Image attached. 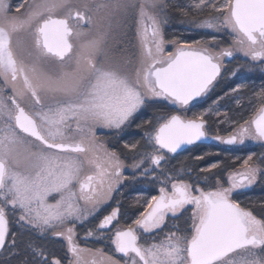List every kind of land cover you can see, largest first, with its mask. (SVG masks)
Instances as JSON below:
<instances>
[{
    "label": "snow or ice",
    "instance_id": "6c2138e0",
    "mask_svg": "<svg viewBox=\"0 0 264 264\" xmlns=\"http://www.w3.org/2000/svg\"><path fill=\"white\" fill-rule=\"evenodd\" d=\"M33 2L27 17L8 21L11 28L31 25L44 11L54 12L71 0ZM112 4L119 14L118 51L104 64L89 63L87 82L76 81L68 89L75 100L49 109L50 138L34 131L35 122L24 114L18 126L39 143L13 139L10 147L0 142V256L7 254L6 264L13 259L15 264H264V219L236 198L264 184V152L221 159L218 149L190 157L191 166L173 163L208 141L229 146L223 151L247 141L264 146V0ZM5 6L6 0H0V11ZM173 9L185 16L190 10L206 14L187 21V35L169 39L164 27ZM77 17L91 23L69 8L63 18H49L37 27L38 58H64L62 34ZM133 25L139 38L135 60L127 39ZM192 32L201 34L191 38ZM5 36L0 28V38ZM237 55L247 63L229 67ZM16 71L0 61V79L14 90ZM257 71L259 84L244 82L242 74ZM222 81L226 87L218 93ZM246 104L252 108L247 119ZM5 106L0 95V109ZM133 128L140 135L125 139ZM105 132L110 141L98 134ZM21 158L30 163L23 165ZM86 165L91 174H82ZM143 181L157 194L133 197L126 210L115 194ZM136 206L143 210L121 226V217L130 218L127 213ZM189 208L186 228L170 224ZM260 213L264 216V206ZM86 225L81 237L78 227ZM142 234H156L154 242L142 243ZM56 238L66 242L62 255L53 251ZM93 238L106 240L123 260L80 246Z\"/></svg>",
    "mask_w": 264,
    "mask_h": 264
},
{
    "label": "flooded vegetation",
    "instance_id": "af4514ba",
    "mask_svg": "<svg viewBox=\"0 0 264 264\" xmlns=\"http://www.w3.org/2000/svg\"><path fill=\"white\" fill-rule=\"evenodd\" d=\"M109 0H98L97 2H93V6H90L92 2L89 0H81L80 2L73 3V0H71L70 4L65 5L63 8H58L54 12H48L44 11L42 15H40L37 19H35L31 25H24L19 27L18 29H13L9 26L8 21L12 19H16L17 21L25 18L28 16L30 12H32L35 8L33 0H6V6H5V15L1 11V16L4 15L5 19L4 22H0V28L4 30L7 36V42L5 44V52H8L10 57L12 58L11 63H5V64H12L16 67L17 71L15 73V94L14 96L10 92L9 89V83L3 82L1 83L0 79V87L2 85V90L5 95V100L7 103L11 101L12 108H15L16 112L19 108L23 109L25 113H27L30 117H32L35 121L37 130L45 137L50 138L49 134L45 131L46 129L42 127V122L39 120L37 115L33 111V107L30 103H27L24 100V95H26L25 99H28L30 102L34 100L35 103L41 104V103H47L51 102L52 100H55V97L58 96L57 92H55V89L53 88L54 83L58 82V85L61 86V84H66L68 88L75 83L76 81L81 82H87V80L90 77L91 69L89 68V63L91 61H95L97 64H104L107 61V57L114 55L118 48L116 47L118 38L111 39L110 36H101V35H92L90 36V32L93 31L95 25H92L91 23L85 22L81 18L77 17L76 19L69 20V26H70V34H69V44H70V50L69 52L65 53L63 59H59L55 56H47V57H39L37 56L36 48H35V40L34 36L30 37L28 40V37H25L24 40H28L29 44L32 47V51L28 49V52L25 51V54L27 56L34 57L35 60H33L34 65L36 66V70L34 73H29L26 70L19 71L18 69V61L15 55L18 54V50L13 46L12 43V34L15 30H21L22 27H31L34 26L36 29L37 27L45 20L49 18H63L65 13L68 11V9H73L75 12H79L83 14V17L89 18L90 17V10L95 7H99L98 9H104V6L106 2ZM77 4V5H76ZM19 6V7H18ZM18 9V10H17ZM3 16V17H4ZM138 19V16H137ZM134 31L128 35L127 39L130 42L128 47V54L129 56L135 60L139 53V38L138 33L136 30V27L134 25ZM165 30V29H164ZM171 30L166 29V34L169 37V32ZM78 32H80L78 34ZM175 32V31H174ZM89 38H92L89 40ZM196 38V37H194ZM132 45H135V47H132ZM95 48H99V51L92 55V52ZM172 49L169 48L168 51H171ZM107 54V55H106ZM87 56L88 59L85 60L84 57ZM241 55L235 56L234 59H232L229 62V67H234L235 62L240 60ZM21 64V63H20ZM257 71L252 76H242L244 79V82H251L254 81L256 84L260 83V77L261 74ZM73 79L71 82L70 78ZM66 78L68 79V82L65 81ZM12 77L9 75L8 80L11 81ZM239 82V81H237ZM226 83L224 82L222 89H225ZM220 86L221 83H220ZM60 88V87H59ZM21 94H17V93ZM5 101V102H6ZM32 103V102H31ZM16 114V113H15ZM15 114H14V125L17 129V135L23 137L26 140L32 141L34 144H38L39 142L34 140L32 136H29L25 132H23L21 129H19L15 123ZM250 115H252V108L249 105H245V112H244V118L247 119ZM102 136L103 140H111V134L110 133H98ZM213 143V142H209ZM217 148H227L229 146L225 145H216L213 143ZM108 147H111V145H108ZM253 152H264V146H261L259 143L254 142H248L245 146H235V148L231 151L233 152H243L244 156L246 157L248 154ZM242 163V159L238 161L234 167H239V165ZM92 170H89L85 174H91ZM84 174V173H83ZM155 186L150 185L146 181L140 182L139 186L138 184L133 185L131 187H126L121 190V193H117L116 198L121 200L124 208L126 210L129 209V206L133 204V197L135 196H141V197H150L151 195L157 194L152 189ZM239 200L244 201L245 203L242 206L248 207L249 210H252L254 215H257V218L264 219V216L260 213V207L264 206V184L257 183L250 191H247L244 193L243 196L236 197ZM141 204H143V201H141ZM143 208L140 206H136L132 208L130 211H128L127 215L130 218L121 217L120 225L126 226L127 223H131L132 219H135V217L139 214V211H142ZM190 212V208L188 212L184 213V216L180 218L178 221H170V224L177 225L180 229H184L187 227V224L184 223V220L188 216ZM87 227H90V225H86L84 227H78V233L82 237L84 234V231ZM172 231H176V227L171 228ZM165 232L169 231V229H165ZM107 235V230L104 233ZM183 234V232L179 233ZM156 234H142L141 242L147 241L148 243L154 242ZM160 238H163V235L160 234ZM52 246H54L53 251L56 252L57 255H62L65 248H66V242L62 238H56L54 241L51 242ZM81 247L91 248L93 250L95 249H102L104 253H106L109 256H113L117 260H123V257L121 254L114 253L113 247L104 239H90L88 241H80ZM91 259V258H89Z\"/></svg>",
    "mask_w": 264,
    "mask_h": 264
},
{
    "label": "rangeland",
    "instance_id": "374dc122",
    "mask_svg": "<svg viewBox=\"0 0 264 264\" xmlns=\"http://www.w3.org/2000/svg\"><path fill=\"white\" fill-rule=\"evenodd\" d=\"M80 1L81 0H73V3H77ZM89 1L92 2V4H90V6H93V2H97L98 0H89ZM98 8L99 7H97V8L93 7L90 10V13H91L90 18L93 21L92 25H95L93 31L90 32V36L101 35V36H110L111 39H114V38L120 39L119 30L116 28V19H117V16L119 14L113 12L112 0H109L106 2L104 9L103 8L98 9ZM2 12L5 15V8H4V10H2ZM4 15L1 16V11H0V22H4V19H5ZM176 22L178 24L181 23L180 21H176ZM110 23H111V27H109ZM167 24H169V20H168ZM184 26H187V24ZM185 28L186 27L179 30V32L185 33ZM133 29H134V25L129 29L128 35L134 31ZM35 32H36V28L34 26H31V27H22L21 30H18V31L15 30L12 34L13 46H15V48L19 51L18 54L15 55L17 58V61H18V69H19V71L27 69L26 71H28L30 74L34 73L36 70V66L33 63V60H35V59H34V57L27 56V54H25V51L28 52V49L32 51V47L30 48L31 45L29 44L28 40L30 37L35 35ZM79 33L80 32H78V34ZM174 33L175 32L170 31L169 35L172 36ZM25 37H28L27 41L24 40ZM90 39H92V38H89V40ZM170 39H171V37H170ZM246 63H247L246 58H244L241 55L240 60L236 61L235 65L246 64ZM258 73L260 74V72H258ZM242 76H248V75H247V73H244V74H242ZM1 80H2L1 83L3 82L2 85H4L3 79H1ZM70 80H71V82L73 81V79H71V78H70ZM65 81L68 82V79L66 78ZM224 82H226V81H224ZM66 84H68V83H66ZM66 84H61V86H59L58 82L54 83L53 88L55 89V92H57L58 96H56L55 100H52L51 102L38 104V103H35L33 100V101H31L32 102L31 103L28 99H25L26 95H24V97H25L24 100L27 103L31 104V106L33 107L32 109H33L34 113L37 115L39 120L42 122L43 129L45 128L46 129L45 131L48 134H49L52 115H53L52 112L49 111V109L54 108V106L57 103H66L69 100H75L76 99L75 94L68 90L69 88ZM2 85L0 87V95L3 96L4 102H5L6 100H5V95L3 93V90H2L3 89ZM9 89H10V92L12 93V95L14 96L15 90L11 87L10 83H9ZM5 105L6 106L3 109H0V142H2L5 145H8L10 147L12 146L10 144V141L13 139L18 140V141H23V143H25V144H28V143L34 144L32 141L26 140L23 137L18 136L16 134L17 129L14 125V114L16 113V110H15V108H12L11 101L9 103H7V101H6ZM248 142H252V141H248ZM255 143H258V142H254V144ZM21 163L23 165H27L30 163V161H27V160H24L23 158H21ZM89 170H92L91 166L86 165L85 170H84V174L87 173ZM138 186H139V184H138ZM52 248L54 249V246H52ZM0 258H1L0 262L2 261V264H6V262H8V257H7L6 253L4 255L0 256ZM12 262L15 263V259H13L10 262V264H13Z\"/></svg>",
    "mask_w": 264,
    "mask_h": 264
},
{
    "label": "trees",
    "instance_id": "16d2710c",
    "mask_svg": "<svg viewBox=\"0 0 264 264\" xmlns=\"http://www.w3.org/2000/svg\"><path fill=\"white\" fill-rule=\"evenodd\" d=\"M168 2L169 3H175V4L180 5V6H185V5H188V4L192 3V0H168ZM205 14L206 13H204V14H196L194 12V10H190L189 13H188V15L185 16V15H181L178 9H173V10H171V13H170L169 24L165 25L164 29H165V31H166V29H169V30H171L173 32L175 31V33L172 36H175L177 34H185V35H187L186 32L185 33H181V32H179V30L183 29L184 27L188 28V25L187 26H184V25L187 24V21L188 20H191V19L195 18L196 15H205ZM176 21H180L181 23L178 24ZM182 21L184 23H182ZM200 34L201 33L192 32L190 34V36H191V38H194V37L198 38V36ZM172 36L169 35V37H171V38H172ZM223 84H224V81L221 82V85L222 86L219 85L217 87V90L216 91L218 93L222 89ZM226 103L227 104H230L231 102H226ZM139 135H140L139 131L138 130H135L133 128L132 130L129 131L128 135L125 136V139H128L130 136H136V137H138ZM109 145H111V144H109ZM218 149L219 150H222L221 159H223V158H233V157H236V156H239V157L244 156V153L243 152L223 151L224 148H222V147L217 148L213 143H203V144H200L198 146L193 147L190 152H183V153H181V155L178 156L176 158V160L173 161V163L175 164L178 161H183L185 163V165L191 166L192 165V160L190 159V157L197 156L201 152H204V151H213V152H215ZM250 152H253V151L250 150L249 153ZM214 159L215 158H212L210 160H207L205 162H202L199 166L200 167H204L206 163H211L212 160H214ZM0 264H2V261L0 262ZM13 264H15V263H13Z\"/></svg>",
    "mask_w": 264,
    "mask_h": 264
},
{
    "label": "water",
    "instance_id": "95a60500",
    "mask_svg": "<svg viewBox=\"0 0 264 264\" xmlns=\"http://www.w3.org/2000/svg\"><path fill=\"white\" fill-rule=\"evenodd\" d=\"M70 32H71V30H68V31H64L63 34H62L60 47H61V49L63 50L64 53H67L70 50V44H69V34H70ZM6 42H7V36H5L4 38H0V61H3L4 63H11L12 62V58L10 57L8 52H5L6 51V49H5ZM24 114H27V113H25L24 110H23V113H22L21 112V108H19L17 110L16 114H15V123H16V125H17V127L19 129H21V128L18 126V123L25 121V115ZM27 116H29V115L27 114ZM17 118H19V120ZM31 119L34 121V119L32 117H31ZM34 131H38L37 127H36V124H35ZM209 142L210 141L205 142V143H209Z\"/></svg>",
    "mask_w": 264,
    "mask_h": 264
}]
</instances>
